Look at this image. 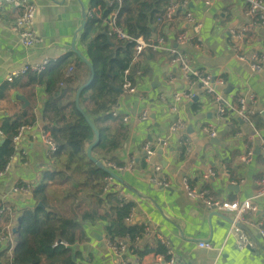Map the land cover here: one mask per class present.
Returning <instances> with one entry per match:
<instances>
[{
    "label": "crops",
    "instance_id": "obj_1",
    "mask_svg": "<svg viewBox=\"0 0 264 264\" xmlns=\"http://www.w3.org/2000/svg\"><path fill=\"white\" fill-rule=\"evenodd\" d=\"M31 1L37 8L35 29L41 38L40 46L32 50L24 49L17 33L12 30L16 12L6 6L0 7V91L5 88L0 92V123L4 119L14 118L25 109L35 117V122L26 126L19 140L15 144L13 142L7 171L0 173V213L5 210L4 218L11 217L10 226L14 229L18 226L23 206L30 203L28 214L37 206L31 200L30 193L23 189L24 186L40 184L43 174L52 171L53 162L40 141L41 132L45 130L40 118L45 87L35 90L9 88L17 79L8 82L9 73L47 59L49 66H55L50 74L53 82L63 79L69 65L76 69L69 80L74 87L79 88L90 80V69L72 51L73 44L86 59V48L80 43L83 28L79 29L82 8L86 18L90 16L89 0ZM173 3L178 6L173 19L155 25L156 30L150 40L163 37L160 34L162 31L165 32L163 38L172 43L179 32L190 31L187 43L179 47L189 66L212 76L221 75L224 86L220 91L232 105L236 104L240 95L253 94L257 111L252 119L253 128L228 113L221 121L217 138H208L203 128L214 120L213 97L203 93L198 84H187L180 70L168 63L164 52L148 50L136 62L139 74L131 71L135 92L125 95L121 89L117 90L119 95L115 109L119 117L107 124L113 135H122L119 149L107 156L122 167L121 172H116L122 184L118 182L120 186L109 194L134 203L131 224L144 228V235L137 245L156 248L161 239L168 242L172 264H264V239L258 235L255 227L247 226L255 249L236 250L232 237L228 235V216L205 210L191 201L181 186V178L186 176L191 187H198L203 173L211 170L214 177L208 187L214 197L243 201L254 198L257 182L264 175V151L258 147L257 138L264 139V63L263 71L259 73L250 71L245 61L232 59L231 32L245 24L246 3L244 0H210L209 6L202 0H173ZM187 13L197 15L202 23L200 29L184 28V15ZM248 34L245 50L264 51V20H258ZM176 93L189 95L176 102L179 117L186 124L181 144H177L176 137L168 135V127L173 121L169 110ZM161 94L163 98H160ZM19 98L24 99L26 105ZM143 111L147 112L145 120H141ZM66 114L67 123L71 124L76 114L72 108H68ZM123 117L128 119L126 123L121 120ZM48 125L52 124L48 122ZM147 139L166 141V145L158 149L156 161L160 163L162 175L166 178L167 189L147 184L151 170L139 151V145ZM4 141L0 133V149ZM249 150L251 155L247 158L245 155ZM91 155L98 161V156ZM106 163L109 162H105L104 168ZM74 185L72 180L68 187L74 189ZM131 190L143 197H137ZM89 201L93 202L91 199ZM255 203L264 209V196ZM255 214L246 216L261 223L264 229V216ZM12 235L9 233L7 242L13 247ZM74 238L69 248L74 264H166L152 254L143 258L129 253L122 258L113 256L104 242V229L100 222L84 223ZM200 241L211 243L214 249L199 248L197 243ZM7 242L0 246V251L5 249ZM218 248L220 251L216 250Z\"/></svg>",
    "mask_w": 264,
    "mask_h": 264
},
{
    "label": "trees",
    "instance_id": "obj_2",
    "mask_svg": "<svg viewBox=\"0 0 264 264\" xmlns=\"http://www.w3.org/2000/svg\"><path fill=\"white\" fill-rule=\"evenodd\" d=\"M89 2L90 16L85 20L80 43L86 48V59L92 65L94 76L78 98L82 114L74 106L78 88L72 85L70 79L51 81L50 74L55 66H47L40 74L26 73L9 85V88L33 90L45 87L40 118L44 129L56 143L57 150L49 157L53 162L52 171L43 174L40 184L23 188L30 193L35 205L40 203L42 208L35 206L31 214L19 216L18 226L12 235L14 246L7 244L0 251V262L4 264H74L69 249L53 248V244L64 240L72 245L76 232L86 222H100L104 236L110 242L127 237L130 255L143 258L152 254L155 258L163 257L165 263L169 260L161 244L156 248L137 245L144 235L143 226L125 223L135 208L134 203L103 192V180L109 174L104 168L105 162L120 166L107 156L119 149L122 142V135H113L107 125L114 120L109 107L117 103V90L123 81V71H135L137 68L136 63H132V44L116 43L110 46L105 36L98 32V27L101 20L115 10L116 24L130 37L151 39V34L156 30V19L173 4V0H121L120 5L113 7L108 6L107 0ZM160 34L165 37V32L160 31ZM68 108H72L76 114L71 124L67 123ZM84 116L90 119L98 132L99 142L91 153L98 156L99 162H103H100L103 168L87 159L86 149L93 141L94 134ZM34 122L35 117L25 109L14 118L4 119L0 123V133L5 138L0 149V173L5 170L13 153V138L20 128L31 126ZM48 122L52 125L49 126ZM72 180L75 182L74 189L68 187ZM49 201L53 202L52 207ZM4 212L0 214V230L3 234L11 235L12 219L4 218Z\"/></svg>",
    "mask_w": 264,
    "mask_h": 264
},
{
    "label": "built area",
    "instance_id": "obj_3",
    "mask_svg": "<svg viewBox=\"0 0 264 264\" xmlns=\"http://www.w3.org/2000/svg\"><path fill=\"white\" fill-rule=\"evenodd\" d=\"M202 1L205 5H210V0ZM244 2L246 3V10L244 12L246 22L237 30H232L231 32V37L233 38L232 59L245 61L249 66L250 71L260 73L263 71L264 51L245 50L244 45L246 36L251 28L256 26L258 20L262 22L264 20V1L244 0ZM120 3L121 0H107V4L110 7L120 5ZM1 6H6L16 12L15 17L13 18L12 30L17 33L19 42L23 48L26 50H32L40 46L41 38L35 29L36 5L31 0H0V7ZM177 8L178 6L174 3L169 5L165 9L162 16L156 19L154 25L170 22L177 12ZM116 16L117 12L113 10L106 17H104L100 22L98 32L103 34L106 40L108 39L113 42L114 45H116V43L132 44V63H136L140 56L148 50L164 52L167 56L168 63L172 67H176L180 70L187 84L196 83L199 85L203 93L213 97L215 105L214 120L208 122L203 128V131L208 138H217L221 121L225 119L228 113L235 115L238 119H242L251 128H253L252 119L257 114L255 107L256 99L253 94L249 93L247 95H240L236 100V104L232 105L224 98L222 92L220 91V89L224 86V81L221 75L212 76L206 72L198 71L189 66L188 61L185 59L179 47L184 46L187 43L190 31L183 30L179 32L172 43L163 37H157L154 40L144 39L143 37L134 39L130 37L123 28L116 24ZM184 24L190 29H200L202 27L200 19L194 13H187L184 15ZM173 43H175L176 47H172ZM47 66H49L47 59H44V61L38 64L25 66L18 71L9 73L7 81L11 82L26 73L40 74ZM75 70L76 69L73 65H69L64 71L63 79H72ZM134 73L137 75L139 74V71L135 70ZM130 75L131 70L126 69L123 71V81L120 87L122 94L131 95L135 92L136 88L132 82V78L129 77ZM163 97L164 95L161 94L160 98ZM181 97H189V95L185 93H176L174 95V103L169 110L173 117V121L168 127V135L169 137H176L177 144H181L183 142L182 135L184 134L186 127L184 120L179 117L180 110L176 106V102H178ZM115 105L109 107V113L114 119L119 117L118 112L115 109ZM146 118L147 112L143 111L141 120H145ZM121 120L125 123L128 121L126 117H123ZM24 129L25 127L20 128L17 135L13 138L14 144L19 140ZM257 138L258 147L264 151V139L258 136ZM40 141L48 158L56 152L57 145L47 130H42ZM164 145H166V141L164 139H156L155 141L147 139L139 145V151L143 156V161L151 170V175L147 179V184L151 187L161 189H167L168 184L166 178L162 175L160 163L156 161V155L158 149ZM250 155L251 150L246 153L245 157L249 158ZM105 169L115 175H117L116 172L122 171V167H117L112 163H106ZM4 171H7V167ZM213 177L214 173L211 170H208L203 173L201 177V184L198 187H191L189 185L188 178L184 176L181 178L182 190L191 201L200 204L205 210L219 212L228 216V235L232 237L236 250L245 251L255 249V243L249 236L247 226L255 227L258 235L262 239H264V229L262 228L261 223L248 219V216L246 215L252 216L255 213H259L264 216V209H260L255 203V200L264 196V175H262L257 182L254 198L245 199L243 201H227L214 197L208 187L209 182ZM103 182L104 194H107L120 186L110 174H108ZM118 199H120V196ZM30 207V203L28 206L24 205L21 211L22 215H27L31 210ZM132 220L133 214L131 213L125 219V223L131 224ZM8 236V234H3L0 230V246L8 241ZM128 241L127 237L123 240H115L113 242L104 238L108 251L111 252L113 256L118 258L125 257V255L128 254ZM8 243L9 242H7V244ZM160 244L164 247L165 255L169 258L166 264H172L173 259L169 251L168 242L161 239ZM70 246L71 245L66 243L64 240H59L53 244V248L63 247L64 249H69ZM197 246L206 250L214 249L213 245L209 242L200 241L197 243ZM216 250L220 251V248ZM157 259L158 261H163V257H157ZM119 264H127V262H120Z\"/></svg>",
    "mask_w": 264,
    "mask_h": 264
},
{
    "label": "water",
    "instance_id": "obj_4",
    "mask_svg": "<svg viewBox=\"0 0 264 264\" xmlns=\"http://www.w3.org/2000/svg\"><path fill=\"white\" fill-rule=\"evenodd\" d=\"M82 15H81V17H82V23H81V28L79 29V30H81L82 28H83V26H84V23H85V20H86V15H85V11H84V9L82 8ZM187 26L185 25V27L184 28H186ZM232 27V26H231ZM79 30H78V32H79ZM106 43L108 44V45H111V46H115L114 45V43L113 42H111L110 40H106ZM72 51L83 61V63L90 69V80L86 83V84H84V85H82L81 87H79L77 90H76V93H75V97H74V106H75V108L77 109V111L78 112H80L81 114H82V111H81V109H80V107H79V103H78V98H79V95H80V93L82 92V90H84L90 83H91V81L93 80V76H94V74H93V68H92V66L90 65V63L84 58V57H82L79 53H78V51L74 48V45L72 44ZM172 47H176V45H175V43H173L172 44ZM120 92V91H119ZM19 100H21L22 102H24V104L26 105V102H25V100L24 99H22V98H19ZM84 115V114H83ZM84 118H85V121L87 122V124H88V126L91 128V130H92V132H93V134H94V140L89 144V146L87 147V149H86V156H87V159L89 160V161H91V162H93L97 167H99V168H103L102 167V165H101V163L99 162V161H97L96 159H94L93 157H92V155H91V150L93 149V148H95L96 146H97V144H98V142H99V135H98V132L96 131V129L94 128V126H93V124H92V122L90 121V119L87 117V116H84ZM150 140V139H149ZM106 172H108L110 175H112V177H113V179H115L116 181H119L121 184H122V181L117 177V175H115V174H112V173H110L109 171H106ZM137 197H143L142 195H140V194H138L136 191H134V190H131ZM147 199H149L148 197H147ZM150 200V199H149ZM154 205V207H156L157 208V210H159V212L162 214V216L165 218V219H167L166 218V215H164L163 214V212L160 210V209H158V207L155 205V204H153ZM37 207H39V208H42V205L40 204V203H38L37 204ZM258 214L259 213H256L255 214V216H258ZM15 230L16 229H14L13 227L11 228V231H12V233L14 234V232H15ZM100 239H103L102 237H100Z\"/></svg>",
    "mask_w": 264,
    "mask_h": 264
},
{
    "label": "rangeland",
    "instance_id": "obj_5",
    "mask_svg": "<svg viewBox=\"0 0 264 264\" xmlns=\"http://www.w3.org/2000/svg\"><path fill=\"white\" fill-rule=\"evenodd\" d=\"M52 203H53L52 201H49L48 204H49L50 207H52Z\"/></svg>",
    "mask_w": 264,
    "mask_h": 264
}]
</instances>
